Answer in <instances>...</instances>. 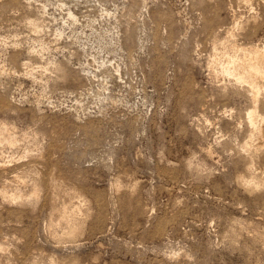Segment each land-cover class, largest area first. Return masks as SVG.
I'll use <instances>...</instances> for the list:
<instances>
[{"label": "rangeland", "instance_id": "374dc122", "mask_svg": "<svg viewBox=\"0 0 264 264\" xmlns=\"http://www.w3.org/2000/svg\"><path fill=\"white\" fill-rule=\"evenodd\" d=\"M258 45L264 0H0V264H264Z\"/></svg>", "mask_w": 264, "mask_h": 264}, {"label": "bare ground", "instance_id": "6f19581e", "mask_svg": "<svg viewBox=\"0 0 264 264\" xmlns=\"http://www.w3.org/2000/svg\"><path fill=\"white\" fill-rule=\"evenodd\" d=\"M240 52L228 59L222 71L231 77L239 89L253 92V100L257 103L259 94H264V47L242 48ZM247 115L252 136L264 140V116L258 112V107H254Z\"/></svg>", "mask_w": 264, "mask_h": 264}]
</instances>
